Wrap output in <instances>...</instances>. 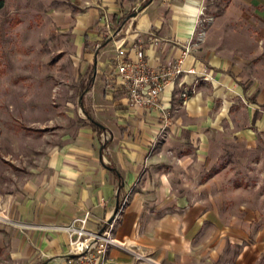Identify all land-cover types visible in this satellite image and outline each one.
<instances>
[{
    "label": "crops",
    "instance_id": "crops-1",
    "mask_svg": "<svg viewBox=\"0 0 264 264\" xmlns=\"http://www.w3.org/2000/svg\"><path fill=\"white\" fill-rule=\"evenodd\" d=\"M213 1L60 0L45 13L49 31L64 38L60 52L71 60L74 89L58 141L4 197L10 224L0 228V248L7 245L10 264H61L67 235L54 227L89 211L87 228L98 231L124 198L114 230L124 248L111 247L108 264H148L136 253L157 264L264 259V222L228 213L210 186L218 166L228 165L222 154L232 146L255 150L264 141V0H225L214 18L207 11ZM208 16L202 40L183 63L195 73L170 83L159 108L132 105L115 81L117 48L131 60L142 50L153 68L172 64ZM237 22L249 36L238 39L232 31L223 39L222 28ZM184 88L190 92L181 103Z\"/></svg>",
    "mask_w": 264,
    "mask_h": 264
},
{
    "label": "rangeland",
    "instance_id": "rangeland-1",
    "mask_svg": "<svg viewBox=\"0 0 264 264\" xmlns=\"http://www.w3.org/2000/svg\"><path fill=\"white\" fill-rule=\"evenodd\" d=\"M224 1L214 0L208 13H224ZM0 9V228L10 224L3 212L6 192L16 187L58 141L68 122L64 113L74 89L71 60L64 50V38L50 32L45 13L60 0H3ZM223 31L228 37H246L242 23ZM251 37V36H250ZM249 38V37H247ZM244 40L249 42V39ZM72 101V99H71ZM74 105L76 102L72 101ZM230 148V147H229ZM223 155L215 176L217 204L228 213H248L264 222V141L255 150L232 146ZM225 152V151H224ZM215 184V185H214ZM214 185V186H213ZM215 188V189H216ZM214 200V198H212ZM225 207V208H224ZM3 231L0 229V232ZM0 248V264H10L8 247ZM258 264H264V259Z\"/></svg>",
    "mask_w": 264,
    "mask_h": 264
},
{
    "label": "built area",
    "instance_id": "built-area-1",
    "mask_svg": "<svg viewBox=\"0 0 264 264\" xmlns=\"http://www.w3.org/2000/svg\"><path fill=\"white\" fill-rule=\"evenodd\" d=\"M211 20L212 17L210 16L198 20L199 31L195 38L196 40L188 42L182 51L181 57L172 64L153 68L146 62L142 50H134L135 59L131 60L123 48H117L114 58L115 81L117 76V81L125 88L128 100L132 105L149 110L159 108L160 95L170 83H173L183 73H195L194 69H183V63L190 49L202 40L206 25ZM104 22L108 28V20L105 19ZM203 79L207 80V77L204 76ZM189 92L190 90L187 88L181 91V103L186 102ZM167 118L168 114L164 110L165 124ZM126 205L127 199L124 198L114 213L103 221L98 231H92L87 228V223L90 219L89 211H84L66 225L54 227L67 235V255L61 264H108L106 258L108 250L111 247L124 248L123 243L118 242L114 238V230ZM2 217V220H4L3 215ZM134 255L138 261L157 264L140 253Z\"/></svg>",
    "mask_w": 264,
    "mask_h": 264
},
{
    "label": "trees",
    "instance_id": "trees-1",
    "mask_svg": "<svg viewBox=\"0 0 264 264\" xmlns=\"http://www.w3.org/2000/svg\"><path fill=\"white\" fill-rule=\"evenodd\" d=\"M130 1H133V0H130ZM149 0H144V5L148 2ZM3 0H0V9L3 7ZM127 17H128V14H125V15H123V16H121L119 19H117V21H116V25H115V32L117 31V30H120L121 28H122V26L125 24V22H126V19H127ZM116 34V33H115ZM106 40H108V39H105V41ZM93 128H94V130L98 133V131H99V127H98V125L96 124V123H93Z\"/></svg>",
    "mask_w": 264,
    "mask_h": 264
},
{
    "label": "water",
    "instance_id": "water-1",
    "mask_svg": "<svg viewBox=\"0 0 264 264\" xmlns=\"http://www.w3.org/2000/svg\"><path fill=\"white\" fill-rule=\"evenodd\" d=\"M151 1H152V0H149L146 4H149ZM136 12H137V11H135L134 13H132L131 16L134 17V16L136 15Z\"/></svg>",
    "mask_w": 264,
    "mask_h": 264
},
{
    "label": "bare ground",
    "instance_id": "bare-ground-1",
    "mask_svg": "<svg viewBox=\"0 0 264 264\" xmlns=\"http://www.w3.org/2000/svg\"><path fill=\"white\" fill-rule=\"evenodd\" d=\"M3 217H2V214L0 213V219H2Z\"/></svg>",
    "mask_w": 264,
    "mask_h": 264
}]
</instances>
